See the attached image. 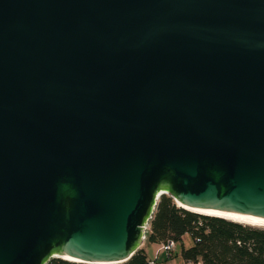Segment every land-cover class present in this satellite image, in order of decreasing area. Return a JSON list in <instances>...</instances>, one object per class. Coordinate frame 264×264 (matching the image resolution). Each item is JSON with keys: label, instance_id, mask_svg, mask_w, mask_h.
Returning a JSON list of instances; mask_svg holds the SVG:
<instances>
[{"label": "water", "instance_id": "water-1", "mask_svg": "<svg viewBox=\"0 0 264 264\" xmlns=\"http://www.w3.org/2000/svg\"><path fill=\"white\" fill-rule=\"evenodd\" d=\"M161 196L264 220V0H0V264H124Z\"/></svg>", "mask_w": 264, "mask_h": 264}, {"label": "trees", "instance_id": "trees-1", "mask_svg": "<svg viewBox=\"0 0 264 264\" xmlns=\"http://www.w3.org/2000/svg\"><path fill=\"white\" fill-rule=\"evenodd\" d=\"M185 235L193 242L192 247L181 251L185 264H264V230L184 211L169 197L161 196L149 222L148 242L177 244ZM46 264L77 263L52 259ZM124 264H149V261L139 249Z\"/></svg>", "mask_w": 264, "mask_h": 264}, {"label": "rangeland", "instance_id": "rangeland-1", "mask_svg": "<svg viewBox=\"0 0 264 264\" xmlns=\"http://www.w3.org/2000/svg\"><path fill=\"white\" fill-rule=\"evenodd\" d=\"M153 215H154V212L151 216V219ZM149 222L147 223V225L149 224ZM148 234H149V228L147 230L145 229L144 231V240L142 241V245L140 249L143 250L144 254L147 257V260L150 263L152 264H185L181 258V251L187 250L193 245V242L188 235H185L182 238L181 242L176 244L175 252L174 254H172V258H171L168 256V254L165 251H162L161 245H154L148 242L147 240Z\"/></svg>", "mask_w": 264, "mask_h": 264}, {"label": "bare ground", "instance_id": "bare-ground-1", "mask_svg": "<svg viewBox=\"0 0 264 264\" xmlns=\"http://www.w3.org/2000/svg\"><path fill=\"white\" fill-rule=\"evenodd\" d=\"M178 208H183L182 206H178ZM184 210L194 213V214H200L202 216L206 217H213V218H220L223 220H226L228 222H232L235 224H239L242 226H247L251 228H256L259 230H264V220H258V219H253V218H248L244 216H233V215H219L216 213H206V212H198V211H190L186 208H183Z\"/></svg>", "mask_w": 264, "mask_h": 264}, {"label": "built area", "instance_id": "built-area-1", "mask_svg": "<svg viewBox=\"0 0 264 264\" xmlns=\"http://www.w3.org/2000/svg\"><path fill=\"white\" fill-rule=\"evenodd\" d=\"M148 228H149V224L146 225L145 229L147 230ZM161 249L162 251H165L168 254V256H172V254H174L175 252L176 244L174 242L169 241L166 244L161 245Z\"/></svg>", "mask_w": 264, "mask_h": 264}, {"label": "crops", "instance_id": "crops-1", "mask_svg": "<svg viewBox=\"0 0 264 264\" xmlns=\"http://www.w3.org/2000/svg\"><path fill=\"white\" fill-rule=\"evenodd\" d=\"M149 264H152V263L149 262Z\"/></svg>", "mask_w": 264, "mask_h": 264}]
</instances>
